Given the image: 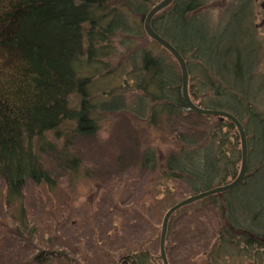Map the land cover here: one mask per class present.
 <instances>
[{
	"label": "rangeland",
	"instance_id": "374dc122",
	"mask_svg": "<svg viewBox=\"0 0 264 264\" xmlns=\"http://www.w3.org/2000/svg\"><path fill=\"white\" fill-rule=\"evenodd\" d=\"M162 1L164 0H102L93 4L94 8H98L93 16L103 18L101 21L108 23L117 14L123 18L124 26L106 36L101 45L97 40L91 43L86 41L89 27L84 26L85 52L79 59L78 70L82 76H91L88 94L92 106L104 100L121 99L119 109L116 113L102 114L100 120L94 118L97 131L92 135L74 136L75 129L72 124L64 123L60 127L59 136L45 132L39 136L41 141L32 143L30 152L36 155L34 156L43 169L54 180L50 188L43 183L38 185L28 180L17 199L22 204L17 201L18 203L12 205L6 202L7 194L0 182V264H36L33 262L35 256L45 253L47 257L44 258H48L51 252L65 254L67 260L53 256L48 258L47 264H77L75 261L80 259L79 251L83 248L90 249V245L85 247L84 244H89L92 239L95 240V245L100 243L103 249L106 246L108 251L116 253L121 251L119 243L131 245V241H134L130 249H138L135 245H140L139 249L148 248L149 264H162L158 260V244L149 246V240L153 232H161L163 220L169 211L182 201L193 197L194 193L182 181L173 182L159 178L162 177L159 172L163 169L164 157L169 152H177L175 135L181 133V137H192L200 143V132L203 129L202 123H198L193 117L189 118L187 123L196 128V137L192 131L186 132L183 124L185 119L176 124L174 118L161 115V120L154 124L151 111L153 103H149L147 98H141V93L136 89L140 75L138 72L133 74L132 71L134 66H139L143 54L150 53L153 57L161 54V57H164L161 51L167 52L144 31L146 16ZM174 1L152 17L150 27L153 32V21L160 15L164 16V12ZM197 1L198 9L188 14L179 25H190L188 19L195 18L192 27L198 28V24H202L201 35L204 40L216 41L218 38L215 35L226 36L224 30L220 31L219 28L230 24L229 17L246 11V22L235 24L233 31L237 41L247 35L252 36L254 45L252 52L248 49L252 57V67L248 69L250 94L245 93L242 87L239 90L229 88L219 78L216 72L219 68L216 65L207 71L213 85L203 81L201 67L206 63H201L198 59H190L188 75L184 60L188 89L192 87L190 94L195 96L194 100L191 99L188 91L191 103L200 109L209 110L211 108H206L207 101L215 104L226 95L241 99L239 94L244 93L250 99L243 110H253L264 121V0ZM133 6L137 13L132 12ZM146 7L148 11L144 12ZM192 32L191 36L194 35V31ZM222 45L223 42L217 45L215 50ZM166 54L169 55L168 61L165 59L168 71L165 75H159L163 76L161 80L154 82L164 85L169 77L179 75L183 101L181 70L171 54ZM206 83L211 89L214 86L229 91L221 90L222 97H218L213 90L204 93ZM139 98L145 100L142 112L138 108ZM221 104L223 102L218 105L219 108L215 107L214 111L229 114L240 123L236 116L224 108L225 105L220 107ZM234 106L240 109L237 104ZM71 107L76 111L79 109L74 101ZM184 109L185 112L192 113L185 105ZM239 114L245 123L247 116L244 113ZM213 121L223 123L226 126L224 132L228 131V123L233 125L225 117H215ZM233 127L238 135L236 127ZM244 133L246 134L245 130ZM47 144L52 153L46 149ZM147 150V154L153 155L157 160L154 169L150 168V164L141 169V157ZM60 152L68 159L77 161L78 168L75 172L68 171L66 166L60 165L54 158L53 153L58 155ZM63 155L58 158L62 159ZM255 167L258 168L257 164ZM258 187L261 186L254 181L248 188ZM261 195L258 193L257 197L262 202ZM241 206L246 212H238V219L239 223L240 220L246 221V227L231 226L223 218L222 207L216 206L219 207L216 210L213 205L206 203L182 207L168 215L165 236L169 245L164 250L167 264H264V234L256 235L250 231L258 223V219H255L251 226L250 218L259 214L260 220L263 221L264 207H251L248 196ZM18 211L25 216L26 225L10 221L17 217ZM114 224L123 232L118 229V233L113 228L110 230V226ZM15 229H19L18 235L13 233ZM259 230L264 232L261 227ZM226 236L235 240V243H228L234 245V248L223 247L222 238ZM105 260L101 258L96 264H109Z\"/></svg>",
	"mask_w": 264,
	"mask_h": 264
},
{
	"label": "trees",
	"instance_id": "16d2710c",
	"mask_svg": "<svg viewBox=\"0 0 264 264\" xmlns=\"http://www.w3.org/2000/svg\"><path fill=\"white\" fill-rule=\"evenodd\" d=\"M101 1L0 0V180L5 185L8 203L19 198L20 192L28 180L36 184L43 182L50 186L54 183L35 157L36 155L34 154V156L30 152L32 143L41 141L39 136L45 132L56 133L55 136H59L60 127L67 123L66 120L72 119L74 121L69 123L77 125V129L73 131L74 136L76 134L92 135L97 131V123L94 118L100 120V117L106 112L116 113L119 109L121 99L104 100L92 106L88 94L91 76L79 75V77L76 71L79 59L85 52L84 26L89 27L86 41L91 43L97 40L99 45L104 42L106 36L124 26L123 18L117 14L108 23L101 21L103 18L93 16L98 9L94 8L93 4ZM197 7V0H175L171 7L164 12L165 17L160 15L153 21V30L168 41L186 61L188 75L190 59H198L201 63H206L201 67L203 81L213 85L207 71L216 65L219 68L216 71L219 78L229 88L239 90L242 87L245 93L250 94L248 93L251 86L248 69L250 70L252 67V57L248 49L252 52L254 41L252 36L247 34H245L246 38H240L237 41L236 33L233 31L236 28L235 24L246 22L245 14L247 12L240 11L238 15L229 17L228 23L230 24H225L223 29L219 28L220 31L224 30L226 36L219 34L215 35L218 38L216 41L214 39L204 40L201 35L202 24H198V28L192 27L195 18L188 19L190 25L178 24L183 22L188 14L197 10ZM147 11L146 7L144 12ZM132 12H138L134 6ZM25 20H32V29L24 30L28 31V34H18L16 28H22L20 24ZM51 24H55V26ZM42 30H49L53 39L49 42L46 38L45 44L35 45H39L38 48L44 51H51V58L45 57L30 44L37 41L31 38V35L39 37ZM192 31H194L193 36H191ZM221 41L224 45L215 50L217 45H221ZM226 41L227 43H225ZM161 52L165 58L161 57V54L153 57L150 53L145 52L139 66H134V71H132L133 74L138 72L140 75L136 89L141 93V98H147L149 103H153L151 106L152 122L156 124L162 118L161 115L174 118L176 124H180L185 119L183 124H185L186 132L190 130L196 137L198 136V132H195L196 128L187 123L189 118L193 117L198 123H202L203 129L200 132L202 135L200 143H197L192 137H181V133L175 135L177 152L172 154L169 152L164 157L163 169L159 172L162 177L159 178H166L173 182L182 181L191 188L193 193L224 185L229 180H233L238 171L241 155L238 150L239 137L233 125L229 123L227 124L228 131L224 132L226 126L223 123L185 112L179 75L169 77L164 85L154 82L161 80L163 76L159 77V75H165L168 71L166 60L168 61L169 55L164 50ZM191 66L193 65L191 64ZM207 83L203 88L204 93L213 90L220 97L221 90L229 91L214 86L211 89L210 84ZM191 89L192 87L188 89L189 94ZM72 95L79 97L78 111L69 110V97ZM239 96L241 99H235L230 95L221 96V100H217L215 104L207 101L206 105V108L216 109L223 102L221 104L223 106L220 105V107L225 105L224 108L240 120L247 135L248 174L237 190L223 195L225 208L221 212H223L226 222L233 227H242L246 224L244 220H240L241 223H239L238 212L240 214L246 212L241 204L247 196L251 207H264V121L253 110L244 111V106L250 98L244 93ZM190 97L195 99V96L192 97L191 94ZM144 99L139 98L138 108L141 112L144 110ZM236 104L240 106L239 110L234 106ZM237 110L247 116L245 123H243V119L241 120L242 115ZM184 127L182 126V129ZM193 127L194 129H192ZM226 138H232L237 145V148L228 147L230 154L227 157L220 154L226 146L222 145V141ZM220 145L222 148H219ZM45 147L52 153L49 145ZM42 149L46 151L45 148ZM148 152L147 150L142 154L141 169H145L146 166H149L148 164H150V168L156 167L157 160L153 158V155H148ZM60 153L58 155L53 153L54 158L60 162V165L66 166L68 171L75 172L78 168L77 161L70 160L62 152ZM62 155V159H59L58 157ZM253 164L254 168L249 166ZM256 164L258 168L255 167ZM254 181H257L261 187L248 188ZM258 193L262 194V202L257 197ZM208 200L218 203L216 196H212ZM250 219H252L250 220L251 226L255 219H258V223L255 224V230L247 228L252 230L253 234H264L261 232L262 230H259V227L264 229V216L263 221L260 220L259 214ZM156 234L157 232L155 234L153 232V237L156 238ZM228 237L222 238V244L226 249H232L235 246L228 243H235V240ZM236 244L238 243L236 242ZM138 250L141 252V257L137 256L136 258L135 255L130 257L129 260L132 261V264H139L142 259L145 264H149L148 249H139L138 247Z\"/></svg>",
	"mask_w": 264,
	"mask_h": 264
},
{
	"label": "bare ground",
	"instance_id": "6f19581e",
	"mask_svg": "<svg viewBox=\"0 0 264 264\" xmlns=\"http://www.w3.org/2000/svg\"><path fill=\"white\" fill-rule=\"evenodd\" d=\"M50 23H52V22H50ZM45 24H46V22L44 23V25ZM51 25L55 26V24H51ZM20 26L22 28H16V30H17L16 32L18 34H24V33L25 34H28V31L25 32L24 30H27V28H31L32 29V20H25L24 22H21ZM25 27H26V29H25ZM31 38H34V40H37L35 42H31L30 43L33 47L37 48V50H39L42 55H45V57H50V58L52 57L51 51H44L41 48L40 49L38 48V47H40L39 45L45 44L44 42H47L46 41V38H47V40H49V42L53 39V37L51 36L49 30H42L41 33H40V35H39V37L38 36L36 37V36L31 35ZM35 44H39V45H35ZM76 71H77V75L79 76L80 74H79V70H78V65H77ZM78 99H79V97L76 96V95H72V96L69 97V103H70L69 110H71V109L73 110V108L71 107V103L73 101L78 104ZM93 110H95V107H93ZM209 111H214V109L211 108V109H209ZM207 117L210 118V119H214L215 118L214 116H207ZM71 121H74V120L73 119L72 120H66L65 122L69 123ZM70 124H72V126H73L74 129H77V125L75 123H70ZM222 145H226V146L223 148L224 151H221L220 154L221 155H225L226 157L229 156V154H230V149L228 147L231 146L232 148L233 147H236L237 148V145H236L235 141L232 138H226V139H224L222 141ZM222 145H220L219 148H222ZM238 145H239V150L241 151V142L240 141L238 142ZM245 145H246V150L248 152V141L247 140H246ZM240 161H241V158H240ZM253 165H249V166H253ZM246 166L248 167L247 161H246ZM247 167H246V172H245V174L243 176V179H245L246 176H247V174H248ZM239 174H240V166L238 167V171L236 173V177L231 182L226 183V184H224L222 186L214 187V188L209 189L207 191H203V192L200 191L198 193H194V196L203 194L205 192H208V191H211V190H214V189H217V188L226 186V185L227 186L228 185H231L235 181V179L239 176ZM252 174H253V171H252ZM50 177H51V175H50ZM0 182H2V180H0ZM41 183H43V182H41ZM2 184H3V182H2ZM40 184H38V185H40ZM43 184L46 185V187H49V188L51 186H53V185H51V186L50 185H47L46 183H43ZM184 184L187 185L186 183H184ZM240 184H238L234 188H232L230 190H227L224 193H222L221 195H219L221 197H219L218 195L206 196V197H204V198H202L200 200H197L195 202H192V203L188 204V206L189 207L190 206H196V205L199 206V205H202V204H205L206 203V204L213 205V207L216 210H218V208H219V207H216V206H220L222 208H225V207H223L225 205V200L223 198V195L232 193L233 191L237 190V188L240 186ZM3 186H5V185L3 184ZM212 196H216L218 198V203H213L212 200L211 201L208 200ZM17 201L18 200L15 199V200L11 201L10 203H8L7 201L6 202L8 204L15 205V202H17ZM18 202L21 203L20 201H18ZM10 221L11 222H16L19 225H20V223L26 225V223H25V216L22 213H20L19 211H18L17 217L16 218H13V219H10ZM116 224L110 226L109 229L111 230V228H113L114 231H117L118 232L119 227ZM18 231H19V229H15V231L13 233L16 232V235H18ZM119 232H123V231L121 229H119ZM117 238L118 237L115 236V239L116 240H118ZM150 239H151V241L149 242L148 245L151 246V245L158 244V246H159V253H160V244L161 243L163 244V247L164 248H166L169 245L168 242L166 241V236H165V239L163 240V242H160V240H161V232L160 233H157L156 238H150ZM94 242H95V240L92 239L91 241H89V244L88 243L84 244L85 247H87V246L90 245V249L83 248L81 251H79L80 259H76V261H75V262H77V264H83V263L84 264H96V262H99L101 258H103L104 260L106 259L109 262V264H132V261L129 260L130 257H132L133 255H135L136 258H137V256L138 257H141V252H139L138 249H135V251H133L132 249H130L131 248V245L133 244L134 241H131V243H130L131 245H129V244L128 245H125V243H123V242L119 243L118 246L121 247V251L120 252H117V253L115 251H113V252L112 251H108V248L106 249V246H105V249H103V247L101 245H99L100 243H98V245H95ZM135 246L139 247L140 245H135ZM146 249H148V248H146ZM148 253H149V251H148ZM39 254L33 258V262L38 263V264H47V262H48L47 260L48 259L44 258L43 254H40L42 256V257H40ZM64 260H67V259H64ZM40 261H42V262L39 263ZM142 263L145 264V261L143 262V259L141 261H139V264H142ZM146 264H148V263H146Z\"/></svg>",
	"mask_w": 264,
	"mask_h": 264
},
{
	"label": "water",
	"instance_id": "95a60500",
	"mask_svg": "<svg viewBox=\"0 0 264 264\" xmlns=\"http://www.w3.org/2000/svg\"><path fill=\"white\" fill-rule=\"evenodd\" d=\"M172 1L173 0H164V1L160 2L159 4H157L148 13V15L146 16L145 21H144V31L149 36V38L151 40L156 41L161 47H163L168 53L171 54V56L174 58L175 61H177V64L179 65V68H180L181 73H182V97H183L184 105L187 107V110L192 111V112H194L198 115H202V116L225 117L229 121H231L232 124L236 127V129L238 131L239 139L241 142V165H240V174L231 185H228V186L226 185V186L205 192L203 194L190 197V198L182 201L178 205L174 206L169 211L168 215H170L175 210L182 208V207H185V206H188V204L195 202L197 200H200L206 196H211V195H218L219 196L222 193H224L225 191L234 188L235 186L240 184L241 181L243 180V176L246 172V167H247L246 166L247 150H246V145H245L246 134L244 133L243 126L233 116H230L229 114L220 113L217 111H209V110L200 109L191 103L190 97L188 94V77H187V70L185 67L184 59L178 53V51L176 49H174L173 46H171L165 40L160 38L155 32L152 31V29L150 27V21H151L152 17L155 15V13L158 12L161 8H165L166 6H168ZM219 197H221V196H219ZM168 215L165 217V219L163 220V223H162L160 242H163V240L165 239L166 230H167ZM164 249L165 248L163 247V244L161 243L160 244V259L162 260L163 264H167Z\"/></svg>",
	"mask_w": 264,
	"mask_h": 264
}]
</instances>
